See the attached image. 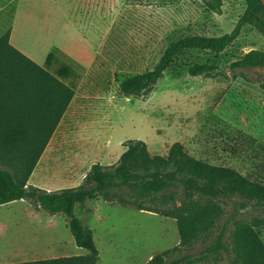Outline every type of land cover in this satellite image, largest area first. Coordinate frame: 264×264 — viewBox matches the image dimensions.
I'll use <instances>...</instances> for the list:
<instances>
[{
  "label": "rangeland",
  "instance_id": "rangeland-1",
  "mask_svg": "<svg viewBox=\"0 0 264 264\" xmlns=\"http://www.w3.org/2000/svg\"><path fill=\"white\" fill-rule=\"evenodd\" d=\"M222 2L217 14L201 0H0V35L10 30L11 44L51 73L61 64L74 72L64 80L73 99L28 182L48 190L75 187L93 164L116 163L128 140H142L152 155L163 156L180 142L208 164L264 180V91L258 84L264 66L239 69L243 77L235 79L229 68L250 50L264 51V37L252 26L220 54L181 53L144 98L119 91L125 77L152 70L170 42L231 32L248 0ZM206 62L215 67L210 76L189 74ZM220 202L229 213L241 206L236 199ZM23 210L36 209L27 200L0 205V250L9 244L2 227L24 219L14 216ZM75 215L92 231L96 264H145L179 242L173 219L99 198L76 205ZM253 215L264 210L250 205L238 212V218ZM42 218H51L53 235L65 242L41 250L43 257L87 254L76 246L65 215L44 211ZM203 249L198 244L192 253Z\"/></svg>",
  "mask_w": 264,
  "mask_h": 264
},
{
  "label": "trees",
  "instance_id": "trees-1",
  "mask_svg": "<svg viewBox=\"0 0 264 264\" xmlns=\"http://www.w3.org/2000/svg\"><path fill=\"white\" fill-rule=\"evenodd\" d=\"M220 14L222 0H201ZM252 26L264 37V4L248 0L234 29L220 37L186 36L169 43L152 70L125 77L119 91L125 97L144 98L183 52L220 54ZM10 30L0 36V205L30 201L36 210L63 214L77 247L86 255L58 257L15 264H96L99 252L90 229L75 215L76 205L99 198L111 204L156 213L176 222L179 242L145 264H264V216L238 218L247 206L264 210V180L250 179L226 166L211 165L173 143L167 155H152L142 140H128L125 151L111 165L93 164L82 182L71 188L47 190L29 184V178L74 96L64 82L74 75L60 65L54 73L38 65L10 43ZM53 55L47 56L50 65ZM264 66V51L250 50L230 63L232 79L239 69ZM206 62L189 68L192 76H210ZM264 91V78L258 80ZM221 198L241 204L227 212ZM204 249L192 253L198 245Z\"/></svg>",
  "mask_w": 264,
  "mask_h": 264
},
{
  "label": "crops",
  "instance_id": "crops-1",
  "mask_svg": "<svg viewBox=\"0 0 264 264\" xmlns=\"http://www.w3.org/2000/svg\"><path fill=\"white\" fill-rule=\"evenodd\" d=\"M13 1L8 0L9 3ZM2 9L3 7L0 8V12ZM28 183L31 184L30 182ZM43 212L42 210L15 212V217H22L24 219L14 221V225L12 226L2 227L1 231L7 233L6 241L9 244L5 249L0 250V264H15L61 257L56 255V257L47 258L43 257L44 255L40 253L42 252L41 250H48L51 247L63 246L65 244L61 238L53 235V221L51 218L43 219ZM262 232L264 233V230Z\"/></svg>",
  "mask_w": 264,
  "mask_h": 264
},
{
  "label": "water",
  "instance_id": "water-1",
  "mask_svg": "<svg viewBox=\"0 0 264 264\" xmlns=\"http://www.w3.org/2000/svg\"><path fill=\"white\" fill-rule=\"evenodd\" d=\"M263 4H264V0H262Z\"/></svg>",
  "mask_w": 264,
  "mask_h": 264
}]
</instances>
